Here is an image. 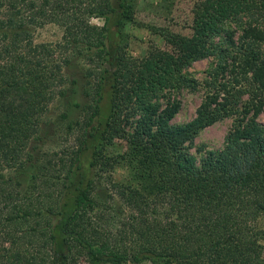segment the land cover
Instances as JSON below:
<instances>
[{"label":"trees","instance_id":"trees-1","mask_svg":"<svg viewBox=\"0 0 264 264\" xmlns=\"http://www.w3.org/2000/svg\"><path fill=\"white\" fill-rule=\"evenodd\" d=\"M132 1L0 0V264H264V0H200L190 35L151 27L168 49L140 58L123 32ZM50 22L62 41L34 42ZM72 55L80 78L63 73ZM206 57L208 91L174 123L182 70ZM59 100L74 143L43 150ZM236 112L221 149L188 151Z\"/></svg>","mask_w":264,"mask_h":264},{"label":"rangeland","instance_id":"rangeland-1","mask_svg":"<svg viewBox=\"0 0 264 264\" xmlns=\"http://www.w3.org/2000/svg\"><path fill=\"white\" fill-rule=\"evenodd\" d=\"M199 1L133 0L125 12L126 24L123 29L128 53L140 58L145 56L152 47L168 49L164 39L155 34L151 27H165L182 35H190L192 18ZM92 22L102 24L99 18H93ZM32 35L36 43H57L62 41L63 30L58 24L50 22L40 27H32ZM215 63L214 57H206L193 61L182 70L187 83L180 91L174 93L180 101V109L174 116V123H183L195 116L197 107L208 91V75ZM83 71L84 64L75 55L70 56L69 64L63 67V73L69 79L80 78ZM241 104L243 102L239 103ZM65 109L64 100L63 102L54 101L50 105V111L44 117L46 122L44 125L45 138L41 145L43 150H56L61 145H73L75 133L68 128V121L60 118V114ZM239 115L236 112L200 130L192 141L187 143L188 151L199 160L208 151L221 149L228 132L238 121ZM258 120L264 122V110L259 114ZM103 150L107 154L120 153L124 150V144L122 141H117L111 146L104 145ZM112 177L116 181H121L129 177V173L124 166H119L112 173ZM256 224L259 229V240L264 250V212L259 215ZM140 264L151 263L146 261Z\"/></svg>","mask_w":264,"mask_h":264}]
</instances>
